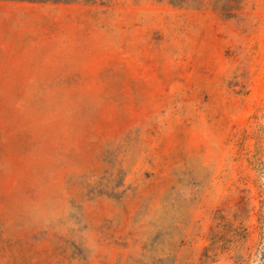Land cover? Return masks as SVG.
Listing matches in <instances>:
<instances>
[{
    "label": "rangeland",
    "instance_id": "obj_1",
    "mask_svg": "<svg viewBox=\"0 0 264 264\" xmlns=\"http://www.w3.org/2000/svg\"><path fill=\"white\" fill-rule=\"evenodd\" d=\"M0 264H264V0H0Z\"/></svg>",
    "mask_w": 264,
    "mask_h": 264
},
{
    "label": "trees",
    "instance_id": "obj_2",
    "mask_svg": "<svg viewBox=\"0 0 264 264\" xmlns=\"http://www.w3.org/2000/svg\"><path fill=\"white\" fill-rule=\"evenodd\" d=\"M85 2H94L95 0H83Z\"/></svg>",
    "mask_w": 264,
    "mask_h": 264
}]
</instances>
